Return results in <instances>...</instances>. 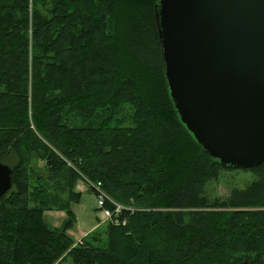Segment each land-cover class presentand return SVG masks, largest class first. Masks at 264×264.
<instances>
[{"label":"trees","instance_id":"obj_1","mask_svg":"<svg viewBox=\"0 0 264 264\" xmlns=\"http://www.w3.org/2000/svg\"><path fill=\"white\" fill-rule=\"evenodd\" d=\"M156 1L0 0V264H264V161L223 167L180 121ZM80 180L129 209L74 245Z\"/></svg>","mask_w":264,"mask_h":264},{"label":"water","instance_id":"obj_2","mask_svg":"<svg viewBox=\"0 0 264 264\" xmlns=\"http://www.w3.org/2000/svg\"><path fill=\"white\" fill-rule=\"evenodd\" d=\"M162 66L180 121L223 167L264 161V0H157ZM0 161V196L11 187Z\"/></svg>","mask_w":264,"mask_h":264},{"label":"rangeland","instance_id":"obj_3","mask_svg":"<svg viewBox=\"0 0 264 264\" xmlns=\"http://www.w3.org/2000/svg\"><path fill=\"white\" fill-rule=\"evenodd\" d=\"M228 176L230 178V181H221L213 184L214 191L215 193L217 192L218 195H226L229 190L228 185L242 186L250 178V175L247 173H244L242 175L228 174ZM91 189V185L85 180H80L76 184L75 190L81 192V197L77 203L72 204L75 221L73 227L68 231V233L74 240V244H80L79 241H81L83 236L94 230V228L97 226H99L100 229H103L108 222V220L104 219L101 211L99 209H96V197ZM126 208L129 209L128 206H126ZM50 211L58 210H48L44 212V217L47 223H49L50 225H59L61 219L59 220L58 218H54L52 215L53 212ZM95 223L97 224L93 229H91L87 233L82 234L90 227L91 224ZM61 264H72V261L70 260V258H65L63 261H61Z\"/></svg>","mask_w":264,"mask_h":264},{"label":"built area","instance_id":"obj_4","mask_svg":"<svg viewBox=\"0 0 264 264\" xmlns=\"http://www.w3.org/2000/svg\"><path fill=\"white\" fill-rule=\"evenodd\" d=\"M96 197V208L99 209L104 219L114 221V223L121 222L125 224L126 216L119 219V215L126 210V207L112 200L102 189L100 182L90 183ZM81 242V241H79Z\"/></svg>","mask_w":264,"mask_h":264},{"label":"crops","instance_id":"obj_5","mask_svg":"<svg viewBox=\"0 0 264 264\" xmlns=\"http://www.w3.org/2000/svg\"><path fill=\"white\" fill-rule=\"evenodd\" d=\"M74 210H75V207H74ZM50 212H53V214H52L53 217L58 218L59 220L60 219L62 220V218H64V216H65L63 211H50ZM75 213H76V211H75ZM96 224L97 223L91 224L90 227L86 231H84L82 234L89 232L91 229H93L96 226Z\"/></svg>","mask_w":264,"mask_h":264}]
</instances>
